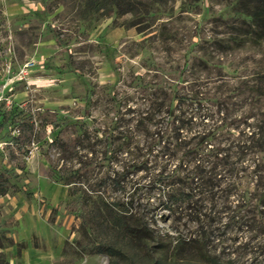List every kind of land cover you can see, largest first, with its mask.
Returning a JSON list of instances; mask_svg holds the SVG:
<instances>
[{
    "label": "rangeland",
    "instance_id": "1",
    "mask_svg": "<svg viewBox=\"0 0 264 264\" xmlns=\"http://www.w3.org/2000/svg\"><path fill=\"white\" fill-rule=\"evenodd\" d=\"M144 3L147 13L104 17L83 0H0V172L9 170L0 264H109L82 239L70 192L130 199L152 230L138 241L142 254L204 234L206 254L174 264H264V227L254 222L264 210V151L231 178L205 154L173 148V135L193 144L222 118L245 131V115L264 119V34L238 21L264 13V0ZM240 84L256 91L253 104L234 97ZM15 143L23 149L12 165L6 148ZM198 175L218 176L210 185ZM171 189L214 200L193 202L203 216L171 215L161 206ZM119 264L154 263L130 253Z\"/></svg>",
    "mask_w": 264,
    "mask_h": 264
},
{
    "label": "trees",
    "instance_id": "2",
    "mask_svg": "<svg viewBox=\"0 0 264 264\" xmlns=\"http://www.w3.org/2000/svg\"><path fill=\"white\" fill-rule=\"evenodd\" d=\"M84 7L93 13L100 12L104 17H109L112 12L118 15H125L126 13H140V10L148 12V5L144 3V0H83ZM151 3H164L167 0H149ZM141 6L144 9H141ZM240 24L247 27L248 32L253 34L258 30L261 34H264V13H250L248 11L241 12L239 14ZM238 15V16H239ZM193 46H197V43H192ZM205 69H208L206 61H200ZM244 84V83H243ZM250 85V84H249ZM235 93L234 97L241 99L242 104L250 102L253 104L255 99V93L253 87L244 86L242 84L232 87ZM231 91V92H232ZM232 94V93H231ZM240 102H237L239 105ZM255 118V124H249L248 118ZM228 118H222L221 127L208 130L204 133L200 140L193 142V144H185V138L183 135H173V148H176L178 152H181L182 156H188L193 152H199L205 154L209 163L213 168H220L226 170V174L232 178L233 172L235 178L238 177V165H242L246 162V158L253 156L256 159L264 151V119L257 118L255 114L250 116H244L237 122L244 124L248 127V131L244 129L239 130V125L230 122L227 123ZM32 130L29 126L27 131ZM168 144L172 142L166 141ZM190 145V146H189ZM124 146V145H122ZM137 148V146H136ZM23 149L22 144L8 145L6 148V154H8V161L13 164L15 159V153L13 150L21 151ZM201 151V152H200ZM191 154V155H192ZM196 167H200L202 162L196 160ZM184 163L175 165L174 170L181 167ZM13 170V169H11ZM242 170V169H241ZM9 172L8 169L0 172V196L6 193L4 173ZM220 174V173H219ZM218 174V175H219ZM204 179L205 176H197V181L203 183H210L212 185L213 180H217V176ZM222 176V175H221ZM220 176V177H221ZM225 177V175H224ZM243 177V176H242ZM240 177L239 179H241ZM262 177V176H261ZM169 178H173L172 175ZM212 178V179H211ZM230 178V180H231ZM69 180V179H67ZM194 179H192L193 182ZM71 182H68L70 184ZM200 187V186H197ZM260 199L262 202L264 197ZM69 195L72 200L68 203L71 207H76L73 214L80 220V233L83 240L87 242L89 251H94L96 254L106 255L110 258L109 264H119V261L124 259L127 254L133 255V257H140L142 259H151L154 264H165L169 259L170 263H177L178 261L186 262L192 260L193 257L199 258L206 254V247L204 245V234H197L195 236H183L178 234L177 236L170 237L168 246L158 245L155 253L159 254V257H153L149 252L141 253L139 249V242L145 240L143 236H151V228L148 227L147 222L144 226L138 223L139 219H143V216L137 218L136 213L131 210L129 205L130 199L119 197L118 199H111L104 194H75L70 192ZM214 195L210 191L197 192L193 194L191 191H185V189H171L164 195V201L161 202V206L164 210L169 211L171 215L176 213L188 212V210L203 216L201 210L196 209L193 202L196 199H200V202H213ZM197 202V201H196ZM249 205V204H248ZM215 206V205H214ZM242 207L241 206H237ZM236 207V208H237ZM245 208L247 207L244 206ZM243 207V208H244ZM255 207V205L253 206ZM264 208V207H263ZM193 210V211H192ZM207 210V209H206ZM205 210V211H206ZM210 213H215L213 206L209 208ZM229 210V209H228ZM257 222L260 227H264V210H254ZM224 212V211H222ZM205 213V212H204ZM190 214V213H189ZM236 216V215H235ZM149 231V232H148ZM264 231V230H263ZM143 235V236H141ZM157 238H162L158 232L155 233ZM167 235V234H166ZM139 241V242H138ZM214 264H233V261L227 260V262H219L214 258Z\"/></svg>",
    "mask_w": 264,
    "mask_h": 264
}]
</instances>
